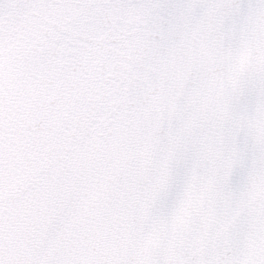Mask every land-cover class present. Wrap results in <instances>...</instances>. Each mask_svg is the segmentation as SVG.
Here are the masks:
<instances>
[{"label":"water","instance_id":"water-1","mask_svg":"<svg viewBox=\"0 0 264 264\" xmlns=\"http://www.w3.org/2000/svg\"><path fill=\"white\" fill-rule=\"evenodd\" d=\"M0 264H264V0H0Z\"/></svg>","mask_w":264,"mask_h":264}]
</instances>
